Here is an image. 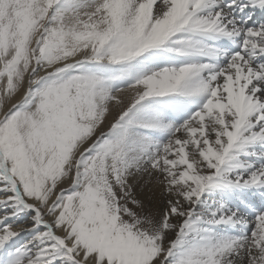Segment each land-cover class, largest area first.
<instances>
[{
    "label": "snow or ice",
    "instance_id": "1",
    "mask_svg": "<svg viewBox=\"0 0 264 264\" xmlns=\"http://www.w3.org/2000/svg\"><path fill=\"white\" fill-rule=\"evenodd\" d=\"M0 264H264V0H0Z\"/></svg>",
    "mask_w": 264,
    "mask_h": 264
}]
</instances>
